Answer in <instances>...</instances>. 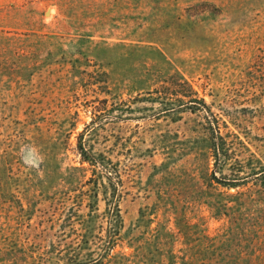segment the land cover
I'll return each mask as SVG.
<instances>
[{
    "label": "rangeland",
    "instance_id": "rangeland-1",
    "mask_svg": "<svg viewBox=\"0 0 264 264\" xmlns=\"http://www.w3.org/2000/svg\"><path fill=\"white\" fill-rule=\"evenodd\" d=\"M0 264H264V0H0Z\"/></svg>",
    "mask_w": 264,
    "mask_h": 264
},
{
    "label": "trees",
    "instance_id": "trees-1",
    "mask_svg": "<svg viewBox=\"0 0 264 264\" xmlns=\"http://www.w3.org/2000/svg\"><path fill=\"white\" fill-rule=\"evenodd\" d=\"M80 149V156H81V160L82 162L87 163L92 169L93 171L95 170H100V171H104L105 172V164L103 163V160L97 158L96 156H94L93 154L86 152L83 148H81V146L79 147ZM110 179V178H109ZM111 212L112 214L109 216V223L113 222V223H121V219H120V211L118 208V205L116 202L112 203V207H111ZM111 228L114 229L113 236L116 235L117 231V225H112ZM115 241L113 240L111 245L114 246Z\"/></svg>",
    "mask_w": 264,
    "mask_h": 264
},
{
    "label": "clouds",
    "instance_id": "clouds-1",
    "mask_svg": "<svg viewBox=\"0 0 264 264\" xmlns=\"http://www.w3.org/2000/svg\"><path fill=\"white\" fill-rule=\"evenodd\" d=\"M21 159L29 168H38L42 162V156L39 150L34 146H29L23 149Z\"/></svg>",
    "mask_w": 264,
    "mask_h": 264
},
{
    "label": "water",
    "instance_id": "water-1",
    "mask_svg": "<svg viewBox=\"0 0 264 264\" xmlns=\"http://www.w3.org/2000/svg\"><path fill=\"white\" fill-rule=\"evenodd\" d=\"M48 11L46 12V15H47Z\"/></svg>",
    "mask_w": 264,
    "mask_h": 264
}]
</instances>
